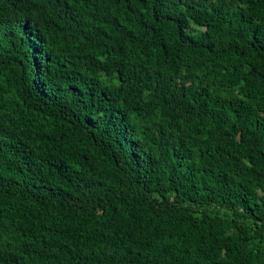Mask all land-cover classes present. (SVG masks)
<instances>
[{
    "label": "trees",
    "instance_id": "trees-1",
    "mask_svg": "<svg viewBox=\"0 0 264 264\" xmlns=\"http://www.w3.org/2000/svg\"><path fill=\"white\" fill-rule=\"evenodd\" d=\"M0 264H264V0H0Z\"/></svg>",
    "mask_w": 264,
    "mask_h": 264
}]
</instances>
